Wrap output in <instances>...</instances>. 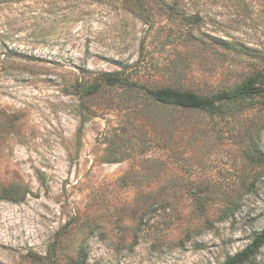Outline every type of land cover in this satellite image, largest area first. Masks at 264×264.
<instances>
[{"label":"rangeland","instance_id":"rangeland-1","mask_svg":"<svg viewBox=\"0 0 264 264\" xmlns=\"http://www.w3.org/2000/svg\"><path fill=\"white\" fill-rule=\"evenodd\" d=\"M114 71L203 94L264 75V0L0 6V264H222L264 231L263 99L212 119L74 90Z\"/></svg>","mask_w":264,"mask_h":264},{"label":"trees","instance_id":"trees-1","mask_svg":"<svg viewBox=\"0 0 264 264\" xmlns=\"http://www.w3.org/2000/svg\"><path fill=\"white\" fill-rule=\"evenodd\" d=\"M23 0H0V6L19 3ZM3 57L2 63H7L12 60L9 55ZM4 55V54H3ZM124 88L127 90H135L143 98V104H156L165 107L178 108L188 111L205 112L212 116H218L223 112V106L230 100L243 102L244 100L263 99L264 105V75L256 73L248 77L240 85L228 91H221L218 93L203 94L189 89L160 87L152 88L139 82L129 81L123 77L118 71L103 72L98 74L95 78H90L88 81L81 82L74 85V90L78 92L80 97H92L97 95L103 89ZM148 101V102H147ZM234 110V108H233ZM255 155H250L251 162H259L262 159L260 152L254 150ZM11 188L7 189L4 194L12 192ZM6 200L17 202L18 199H11L8 195L3 197ZM264 247V231L258 233L253 237L251 242L246 245L241 251L234 255L227 257L222 264H257L258 257ZM76 264H85L83 259L78 260Z\"/></svg>","mask_w":264,"mask_h":264}]
</instances>
